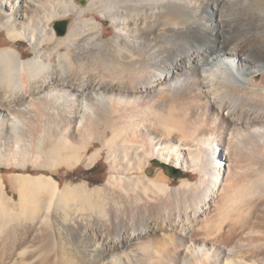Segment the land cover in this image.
Returning a JSON list of instances; mask_svg holds the SVG:
<instances>
[{"label": "bare ground", "instance_id": "1", "mask_svg": "<svg viewBox=\"0 0 264 264\" xmlns=\"http://www.w3.org/2000/svg\"><path fill=\"white\" fill-rule=\"evenodd\" d=\"M1 31L0 167L44 171L16 202L0 171V264H264V0H0Z\"/></svg>", "mask_w": 264, "mask_h": 264}, {"label": "rangeland", "instance_id": "2", "mask_svg": "<svg viewBox=\"0 0 264 264\" xmlns=\"http://www.w3.org/2000/svg\"><path fill=\"white\" fill-rule=\"evenodd\" d=\"M67 17H72L73 22L77 19L76 16H74V15H70ZM104 19H105L104 14H100V15L98 14V22L100 24V35L103 38V40H108V39H110V37L113 36V34L115 32V28L113 25H111V22L109 20H106L103 23L102 20L104 21ZM59 22L67 30L68 25L70 24V20L69 19H61V20H59ZM5 39H7L6 32L1 31L0 32V47L7 45L3 42V40H5ZM28 48H30V45L27 43L20 45L21 50H25V49L27 50ZM25 57L28 58V57H30V55H25ZM261 71H262V69L258 70V72H261ZM254 74H256V73H254ZM249 76L251 77V75H249ZM253 79L258 84L262 83L264 81V73L254 75ZM256 79H259V81H257ZM247 81H249V80H247ZM109 169H110L109 158H108V152L106 150L100 156V158L98 159V161L96 162V164L94 165L93 168H87L83 165H80L75 170L63 168L56 177L63 184L66 183L67 181L77 183L79 181L87 180L93 186L96 184H101L107 179L108 173L110 171ZM152 169L156 171L157 167L154 166ZM0 171L6 177L5 181H6V185H7L8 195L12 196L16 202L19 199V193L15 188H13V186L10 183L7 175H11L14 172L32 173L34 175H37L38 171L41 172L44 170H40V169L35 168L33 166H30L27 170H24L22 168H17V167H12L11 169H9V168L3 166V167H0ZM45 171H47V170H45ZM72 171H74V172H72ZM181 171H183V170L180 168L171 167V173H172V175L176 176V177H173L175 179H179L178 177L182 176ZM183 172H186V171H183ZM188 173L191 174L192 172L189 171ZM198 177H199V174H194V177L192 179H197ZM178 184H179V182H175L174 186H177ZM14 205H16V204L14 203Z\"/></svg>", "mask_w": 264, "mask_h": 264}, {"label": "water", "instance_id": "3", "mask_svg": "<svg viewBox=\"0 0 264 264\" xmlns=\"http://www.w3.org/2000/svg\"><path fill=\"white\" fill-rule=\"evenodd\" d=\"M57 29L62 34L65 33V31H66V29L64 28V26H62L61 23L57 26Z\"/></svg>", "mask_w": 264, "mask_h": 264}]
</instances>
